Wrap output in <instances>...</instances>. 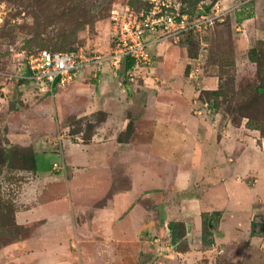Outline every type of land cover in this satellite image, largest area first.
<instances>
[{"label": "crops", "instance_id": "0c3cea01", "mask_svg": "<svg viewBox=\"0 0 264 264\" xmlns=\"http://www.w3.org/2000/svg\"><path fill=\"white\" fill-rule=\"evenodd\" d=\"M231 14L235 54L251 65L249 52L264 42V1ZM181 39L151 44L150 67L129 70L124 60L117 72L132 73L131 83L111 66L99 80L87 68L53 97L25 79L26 67L0 70V146L35 155V171L18 172L15 199L18 224L32 231L0 250V264H264V139L200 98L219 89L220 77ZM73 83L90 92L83 113L61 105ZM99 112L106 118L88 142L53 146L59 128L68 132L57 119ZM131 122L129 141L120 143ZM206 220L213 243L205 247ZM171 223L185 233L175 243Z\"/></svg>", "mask_w": 264, "mask_h": 264}, {"label": "rangeland", "instance_id": "374dc122", "mask_svg": "<svg viewBox=\"0 0 264 264\" xmlns=\"http://www.w3.org/2000/svg\"><path fill=\"white\" fill-rule=\"evenodd\" d=\"M216 1L200 0L198 3L195 1L193 3V0H172V7L165 9L164 14L177 13L196 16L204 13L205 10L210 12ZM123 6H130L135 11L149 8L148 2L145 0H0V70H6L7 67L14 65L26 67L24 57L41 50L67 52L87 47L90 51L108 53L112 46V12ZM231 15L224 17L223 21H218L208 31L196 33L193 40L195 45H189L188 51L196 58L200 54L203 55L201 67L207 69L214 67L218 76L224 80L223 83L227 84L228 90L235 89L237 91V93L234 92L235 95L232 99V106L236 107L234 105H239L246 100V96H243L242 92H238L240 89L237 86L242 82L241 85L247 87V83L253 81L256 66L247 63V56L245 59V56L237 57L235 54ZM50 39L51 42H49ZM201 42L208 45L204 48L205 50L202 48L203 46H200ZM104 67H110V64H106ZM116 77L120 81H123L125 77L129 83L131 80L137 79L132 73L128 75L124 70L117 72ZM234 77H237V83H233ZM94 83L87 81V84L91 86H94ZM73 85L74 83L63 89L64 95L71 97L70 104H67L66 100L61 103L68 112L71 107V109H82L83 98L90 95L88 88L75 90ZM121 88L124 87L121 86ZM244 90L246 88H243ZM60 91L56 92V96H59V93L62 96V90ZM229 97L232 98V95ZM226 107L227 105L220 111L212 110L213 113L220 114L223 121H230L235 126L244 122L237 113L232 114L230 111L231 113L228 115ZM80 111L83 113L82 110ZM59 115L61 116V112ZM100 118L101 115L98 113L81 117L77 114H70L62 120L57 119L58 127L65 124L68 127V132L64 133L60 128L58 130L64 134L65 139L70 141H87L99 124ZM233 119H237L235 123H233ZM262 125L264 126V123ZM1 176L0 199L13 203L21 191V177H18V173L14 171L2 173ZM13 204L17 208L16 222L18 223L19 207L15 202ZM49 204L54 203L50 202ZM144 204L150 205L149 202ZM52 207H49L48 210ZM31 231V226H26L22 234H28ZM22 234L9 233L5 246L15 242L14 238L21 237ZM257 254L262 255L261 252ZM77 264H83L82 260L77 258ZM95 264L106 263L97 259ZM253 264H259V260Z\"/></svg>", "mask_w": 264, "mask_h": 264}, {"label": "built area", "instance_id": "2783aa9c", "mask_svg": "<svg viewBox=\"0 0 264 264\" xmlns=\"http://www.w3.org/2000/svg\"><path fill=\"white\" fill-rule=\"evenodd\" d=\"M145 1L149 5L146 10L137 12L130 6H123L112 12V46L108 53H97L87 47L68 52L41 50L24 57L28 70L25 79L35 86L39 94L53 97L57 86L70 83L83 69H93V78L99 80L106 64H110L115 74L126 59L132 60L135 68L150 67L154 64L149 50L151 44L176 43L187 32L208 31L227 15L256 0H239L233 6L226 5L230 0H217L210 12L196 16L164 14L165 9L172 7V0ZM64 139L60 131L53 138L52 144L58 151ZM54 169L62 170V167L55 164Z\"/></svg>", "mask_w": 264, "mask_h": 264}, {"label": "trees", "instance_id": "16d2710c", "mask_svg": "<svg viewBox=\"0 0 264 264\" xmlns=\"http://www.w3.org/2000/svg\"><path fill=\"white\" fill-rule=\"evenodd\" d=\"M194 1L198 3L200 0H193V3ZM204 12H207V10H205ZM196 33L197 32L194 31L187 32L182 37V43H185L187 46L195 45L193 40L196 36ZM51 41L52 40L50 39L49 42ZM200 46H203V42L200 43ZM189 56L193 59H196V56H193L192 54H190V52ZM249 60L252 65L256 66L253 81L248 82L247 87L241 85L242 82H240L237 86L241 90H239L238 92H242L243 96H246L245 101L241 102L239 105H234L236 107H233L232 99L233 95H235L237 91L235 89H232V91L228 90L227 84L223 83L224 80L222 78H220V86L217 91H203L200 98L204 100V102L211 109H216L217 111H220L222 107H225L227 105L226 113L228 115H230L231 112L232 114L237 113L239 118H241L242 120H247L246 126L248 129L258 131L262 139H264V126L262 125V123H264V42H258L249 52ZM133 64L134 63L132 60L128 61L127 67L129 68V70L132 69ZM236 78L237 77H234L233 83H237ZM243 88H246V90L243 91ZM229 95H232V98H230ZM98 114L101 115V118L99 120L100 124L105 120L106 115L102 112H99ZM236 120L237 119H233V123H235ZM132 131L133 123L131 122L128 125L126 133L118 137V141L120 143H127L131 137ZM57 134L58 132L55 134V136ZM92 135L87 141H83V143L88 142L91 139ZM8 171H14L15 173H30L35 171V155L33 150L28 147L20 146H12L9 148L0 146V177H2V173H6ZM13 203L0 199V220H4L0 221V250L5 247L9 233L11 234L14 232L15 234L16 232L22 234V231L24 230V227L16 222L17 208ZM215 216L218 219L221 217V213H215ZM169 226L173 229L171 233V239L173 243L177 242L185 236V233L183 232H176V227L178 226L172 223L169 224ZM181 227H183V225H181ZM210 237L211 231L207 220L204 223V233L202 237V242L205 247L212 245L213 241L210 239ZM19 238L20 236L14 239L18 240Z\"/></svg>", "mask_w": 264, "mask_h": 264}]
</instances>
